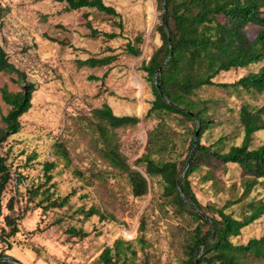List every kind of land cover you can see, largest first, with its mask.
Wrapping results in <instances>:
<instances>
[{"label": "rangeland", "instance_id": "rangeland-1", "mask_svg": "<svg viewBox=\"0 0 264 264\" xmlns=\"http://www.w3.org/2000/svg\"><path fill=\"white\" fill-rule=\"evenodd\" d=\"M103 1L113 5L120 16L91 8L67 10L64 1L0 0V44L9 61L35 84L31 106L19 117L20 129L0 146L10 172L0 198V251L23 264H101L97 256L102 249L121 238L130 241L135 252L130 256L136 264H184L197 220L175 204L157 176L147 178L144 195L134 196L126 173L103 157L102 139L92 115L94 108L107 103L116 115L141 117L135 125L109 129V136L132 169L143 171L137 158L146 152L149 132L156 126L172 134L169 148L156 157H172L180 164L190 151L192 130L200 129L195 120L179 114L142 118L153 94L140 64L161 43L155 28L162 16V2ZM87 20L99 34L91 35ZM256 31V26H247L250 37ZM101 32L118 36L109 39ZM137 35L142 37L139 43L134 39ZM128 40L140 49L138 54L126 52ZM108 55L113 58L106 65L80 63L91 56ZM262 64L264 60L232 68L213 80L233 82ZM16 78L15 73L0 71V88L5 85L9 91L19 90ZM192 98L207 100L205 116L211 120L200 143L213 144L223 136L224 142L217 145L221 150L241 141L240 105H264V91L244 88L205 86ZM0 107L3 128L1 116L9 106L1 98ZM262 142L264 128L254 132L251 146ZM46 161L55 164L49 180L43 172ZM199 164L188 179L202 205L226 206L225 211L241 218L249 209V200L264 199L261 183L247 196L243 194L238 165L213 158ZM64 196L67 200L63 205H48L49 200L56 198L58 202ZM8 203L13 209L7 208ZM90 208L99 213L87 215ZM5 214L18 226L9 237ZM206 228L202 226V230ZM263 232L264 213L231 241L245 243Z\"/></svg>", "mask_w": 264, "mask_h": 264}, {"label": "trees", "instance_id": "trees-1", "mask_svg": "<svg viewBox=\"0 0 264 264\" xmlns=\"http://www.w3.org/2000/svg\"><path fill=\"white\" fill-rule=\"evenodd\" d=\"M66 2L67 10L91 8L109 15L120 16L113 5L103 0H54ZM164 2V18L167 30L162 22L156 25L161 43L154 49L147 61L143 60L140 69L149 81L153 99L142 118L152 114H179L195 120L198 128L194 153L179 177L180 193L176 188V179L185 165L190 151L180 164L172 157H156L169 148L172 134L170 130L155 127L149 132L147 149L137 163L143 171L132 169L118 151L116 142L109 136V129L137 124L141 117L137 115H116L107 103L92 110L97 120V130L102 139L100 151L103 157L115 168L126 173L134 196L147 192V178L159 177L164 190L168 192L175 204L190 214L197 223L193 228L187 245V257L184 264H264V232L259 237H251L245 243H234L231 237L238 236L241 229L264 213V199L248 201V211L237 218L225 211L226 206L214 203L202 205L191 189L189 174L199 167V161L215 159L222 163H234L242 171L240 182L243 194L248 195L256 183L264 186V142L252 147L254 132L264 128V105L255 106L244 102L238 110V119L242 127V138L238 144H229L226 150L217 147L225 140L220 136L213 144L200 143L203 129L211 122L205 116L207 100L194 99L192 94L205 86L233 87L264 91V64L256 71H249L233 82H216L213 78L220 72L230 69L245 68L264 60V0H161ZM1 15V14H0ZM91 35L99 34L87 20ZM118 27L122 28L119 20ZM254 25L257 31L253 37L247 34V26ZM105 37H117L115 32H101ZM135 42L142 37L135 36ZM127 53L138 54L140 49L131 41L124 46ZM170 57L167 59V57ZM113 56L88 57L80 61L88 66L109 64ZM167 59V60H166ZM166 60V61H165ZM165 63L163 64V62ZM156 78L154 73L161 66ZM0 71L15 73V82L20 84L17 91H9L4 85L0 88V98L9 106L1 116L4 127L0 128V146L7 136L16 133L20 127L19 117L31 106V94L35 84L26 78L23 71L9 61L7 53L0 44ZM94 79L97 77L92 76ZM159 87V88H158ZM1 113V107H0ZM195 127L192 130L194 136ZM192 140L189 149L192 147ZM61 149V148H60ZM64 154V150H61ZM55 166L53 161L43 163V172L47 180L49 171ZM210 173V172H209ZM206 173V176L209 175ZM18 176L21 174L18 173ZM10 179L6 158L0 153V198L5 185ZM67 196L58 202L49 200V206L63 205ZM194 205L197 210H194ZM8 209H13L11 203ZM90 208L87 215L98 214ZM1 215V212H0ZM3 219L10 226L6 237L18 231L16 220L5 214ZM202 226H206L202 230ZM82 233V232H80ZM211 234L213 237L210 239ZM2 241H6L3 237ZM135 252L130 248V241L117 238L113 244L105 246L97 256L101 264H136L130 255ZM10 255L0 251V264H14L7 260ZM253 261V262H252ZM16 264H23L17 260Z\"/></svg>", "mask_w": 264, "mask_h": 264}, {"label": "water", "instance_id": "water-1", "mask_svg": "<svg viewBox=\"0 0 264 264\" xmlns=\"http://www.w3.org/2000/svg\"><path fill=\"white\" fill-rule=\"evenodd\" d=\"M162 12H164V2H162ZM162 22H163V25L165 26V29L167 30V26H166V22H165V18H164V14L162 13ZM170 57V54L169 56L167 57V59ZM166 59V60H167ZM165 60V61H166ZM165 61L163 62V64L165 63ZM163 64L156 70V72L154 73V78H156V75L158 74L159 70L162 68ZM159 88V87H158ZM198 127L195 129V132H194V136H193V140H192V147H191V150H190V154L187 158V161L185 163V165L183 166L179 176L177 177L176 179V188L178 190V192L180 193V185H179V177L180 175L183 173V171L186 169V167L188 166L191 158H192V154L194 153V149H195V144H196V139H197V135H198ZM191 207L194 209V210H197L196 207L194 205H191ZM213 237V234H211L210 236V239ZM7 260L11 261L12 263H17V259L15 258H12V257H8L6 258ZM194 264H197V260H195Z\"/></svg>", "mask_w": 264, "mask_h": 264}, {"label": "crops", "instance_id": "crops-1", "mask_svg": "<svg viewBox=\"0 0 264 264\" xmlns=\"http://www.w3.org/2000/svg\"><path fill=\"white\" fill-rule=\"evenodd\" d=\"M10 256L9 257H12V258H14L11 254H9Z\"/></svg>", "mask_w": 264, "mask_h": 264}]
</instances>
